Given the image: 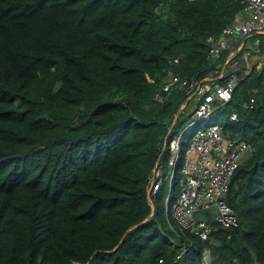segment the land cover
Segmentation results:
<instances>
[{"label":"trees","instance_id":"1","mask_svg":"<svg viewBox=\"0 0 264 264\" xmlns=\"http://www.w3.org/2000/svg\"><path fill=\"white\" fill-rule=\"evenodd\" d=\"M244 7L0 0V264H264V65L239 71L232 98L214 104L223 134L252 148L227 197L238 225L204 240L167 213L169 180L149 195L194 119L191 93L165 90L168 75L224 84L230 49L210 55Z\"/></svg>","mask_w":264,"mask_h":264},{"label":"built area","instance_id":"2","mask_svg":"<svg viewBox=\"0 0 264 264\" xmlns=\"http://www.w3.org/2000/svg\"><path fill=\"white\" fill-rule=\"evenodd\" d=\"M245 7L234 22L223 29L222 35L216 39L210 57L216 56L223 49H230L222 72L231 67V74L224 84L214 85L203 80L182 78L180 74L170 72L164 84L165 90L175 85L186 87L196 97L193 107L194 119L191 124H200L186 143L182 137L176 136L170 140L172 175L169 181V194L166 198V209L171 217L183 229H188L200 238L206 240L216 230L217 226L231 227L238 225V218L228 204L227 197L232 176L240 166L247 153L252 152L250 145L239 136H226L223 126L214 120V104L228 102L235 91L238 81L249 74L253 66L264 65V0H244ZM248 13L246 19L241 18ZM209 41L215 38L210 36ZM247 49L244 59L237 60L236 49ZM246 55V56H245ZM249 59L253 63L249 64ZM241 63H248V68L241 69ZM243 70V72H239ZM159 100H163L158 95ZM254 98H252V101ZM238 114L232 113L231 119H237ZM184 148V153H183ZM180 167V190L174 197V182L176 170ZM164 171L157 167L151 183V192L155 194L164 183ZM205 212L207 215L201 216ZM209 215V216H208ZM218 224V225H217ZM206 253L209 254L208 249ZM205 253V254H206Z\"/></svg>","mask_w":264,"mask_h":264},{"label":"rangeland","instance_id":"3","mask_svg":"<svg viewBox=\"0 0 264 264\" xmlns=\"http://www.w3.org/2000/svg\"><path fill=\"white\" fill-rule=\"evenodd\" d=\"M196 97H193V101H195ZM196 103V101H195ZM194 105V102H193ZM200 124H191L190 126H187V128L185 129V134L183 137V141L184 143H187L188 140L190 139L191 133L193 130H195ZM171 165L169 163H167L166 165H164L163 171H164V177L165 179H167V181H170L172 172H171ZM209 256L208 253L205 254V257Z\"/></svg>","mask_w":264,"mask_h":264},{"label":"clouds","instance_id":"4","mask_svg":"<svg viewBox=\"0 0 264 264\" xmlns=\"http://www.w3.org/2000/svg\"><path fill=\"white\" fill-rule=\"evenodd\" d=\"M239 55H241V53H238ZM243 54H244V52H243ZM244 58H243V56L241 55V60H243ZM250 60V59H249ZM247 64V63H246ZM185 107V105L183 106V108ZM189 125H191V123L189 124ZM184 134H185V131H183L181 134H180V136L182 137V142H183V137H184ZM177 136H179V135H177ZM174 138V137H173ZM184 143V142H183ZM169 144H170V141H169ZM184 144H186V143H184ZM171 155H172V153H171ZM171 157V156H170ZM169 160H170V158H169ZM170 164V163H169ZM161 167V166H160ZM157 168V167H156ZM155 168V169H156ZM163 168V167H162ZM171 171H172V167H171ZM155 172V171H154ZM153 179H154V176H153ZM153 179H152V181H153ZM152 181H151V183H152ZM162 186V185H161ZM151 184H150V186H149V195H152L153 193L151 192ZM167 210V209H166ZM168 213V212H167ZM170 215V214H169ZM198 215H200V214H198ZM175 221V220H174ZM176 223V222H175ZM177 225H178V223H176ZM179 226V225H178ZM180 227V226H179ZM181 228V227H180ZM181 229H183V228H181Z\"/></svg>","mask_w":264,"mask_h":264},{"label":"crops","instance_id":"5","mask_svg":"<svg viewBox=\"0 0 264 264\" xmlns=\"http://www.w3.org/2000/svg\"><path fill=\"white\" fill-rule=\"evenodd\" d=\"M248 15H249L248 13H244L243 16H242L241 18L246 19V18L248 17ZM236 51H237V52L239 51L238 53H241V55H242L243 57H244L243 52H244V53H247V49L242 50L241 47H240L239 49H236ZM245 56H246V55H245Z\"/></svg>","mask_w":264,"mask_h":264},{"label":"water","instance_id":"6","mask_svg":"<svg viewBox=\"0 0 264 264\" xmlns=\"http://www.w3.org/2000/svg\"><path fill=\"white\" fill-rule=\"evenodd\" d=\"M183 108V107H182ZM150 197H151V195H150ZM152 204H153V202H152ZM145 221V220H144Z\"/></svg>","mask_w":264,"mask_h":264},{"label":"bare ground","instance_id":"7","mask_svg":"<svg viewBox=\"0 0 264 264\" xmlns=\"http://www.w3.org/2000/svg\"><path fill=\"white\" fill-rule=\"evenodd\" d=\"M184 142V141H183Z\"/></svg>","mask_w":264,"mask_h":264}]
</instances>
